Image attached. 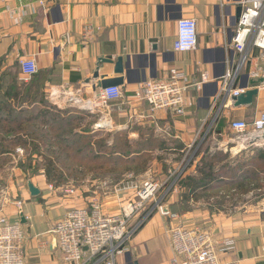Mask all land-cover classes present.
I'll list each match as a JSON object with an SVG mask.
<instances>
[{"label": "crops", "instance_id": "crops-1", "mask_svg": "<svg viewBox=\"0 0 264 264\" xmlns=\"http://www.w3.org/2000/svg\"><path fill=\"white\" fill-rule=\"evenodd\" d=\"M246 0H0V77L16 73L18 80L28 84L19 72V62L33 59L37 75H42L43 95L49 89H83L86 94L98 93L93 81L99 59L111 61L98 67L99 77H122V96L97 113L83 111L81 123L88 125L83 138L103 135L105 145L114 147L124 140L129 147L150 145L153 140L167 150H155L154 161L180 172L166 174L172 198L182 192L175 181L193 176L205 151L213 148L239 153L236 142L226 139L229 124L250 120L264 112V90L258 91L251 106L234 108L231 98L220 95L227 62L237 61L231 39L237 25L236 11ZM184 18L196 23L197 48L189 53L173 49L177 22ZM93 35L84 40L85 27ZM252 50V55H257ZM122 58L123 73L114 75L113 63ZM176 68L184 71L191 87L184 96L182 115L173 111L152 112L145 103L132 98L137 86L156 80ZM249 64L239 71L234 89L252 90L256 82L248 78ZM90 81L86 83V81ZM5 81V80H4ZM4 81L2 83L4 84ZM53 106V105H52ZM54 107V106H53ZM62 109V108H60ZM67 109V108H65ZM75 113L64 115L71 120ZM91 125H89V123ZM101 124V125H100ZM198 153L199 156H195ZM164 154V155H163ZM190 155V159L186 158ZM167 159L161 160L160 159ZM145 172L137 177H144ZM136 177V178H137ZM35 199L27 192H17L10 202L0 207V218L20 223V212L26 221L21 225L24 235V264H65L57 251L51 249V233L55 222L70 208L69 200L52 197L41 189ZM21 208H17V203ZM85 200H83V205ZM174 203L166 202L163 207ZM251 216L233 222L229 217L212 216L209 225L200 229L213 239L232 238L236 253L222 255L223 262L264 264V203L253 205ZM245 217V216H244ZM244 219V218H243ZM245 219V220H246ZM176 224L154 213L140 227L127 245V251L115 257V264H170L172 251L167 228Z\"/></svg>", "mask_w": 264, "mask_h": 264}, {"label": "built area", "instance_id": "built-area-1", "mask_svg": "<svg viewBox=\"0 0 264 264\" xmlns=\"http://www.w3.org/2000/svg\"><path fill=\"white\" fill-rule=\"evenodd\" d=\"M93 35L91 27H85L82 38ZM197 48L196 23L184 18L177 22V36L173 45L176 53H189ZM231 48L237 54L236 62H227V70L222 77L220 95L226 98L238 97L244 90L234 89L240 69L249 64L248 78L256 82L253 89L264 90V0H246L231 39ZM257 55H252V50ZM19 72L24 80L35 75L37 67L33 59L19 62ZM182 70L171 68L165 77L140 83L132 98L149 106L150 111H173L182 115L184 96L191 87L198 88ZM48 100L57 108H73L87 113H97L121 99L119 87L99 90L86 94L83 89H49ZM101 125V124H100ZM230 133L236 136L239 151L250 147H264L260 136L264 133V112L250 120H235L229 124ZM130 181H132L130 179ZM51 188V186H50ZM137 188L132 182L114 193ZM160 187L153 179H145L136 189L133 199H129L116 212L108 213L103 204L95 200L89 205L66 210L52 227L56 251L65 264H115V257L127 251V245L156 210L166 220L175 222L167 228V237L172 251L170 264H237L226 263L222 255L236 253L232 238L213 239L199 229H187L179 222V217L170 211L164 212L155 196ZM71 193L72 191H67ZM154 202L152 209H145L148 202ZM21 208V203H17ZM141 211H146L140 215ZM138 218V219H137ZM134 221V223L132 222ZM24 235L19 222L11 223L0 218V264H24ZM86 249V250H85Z\"/></svg>", "mask_w": 264, "mask_h": 264}, {"label": "rangeland", "instance_id": "rangeland-1", "mask_svg": "<svg viewBox=\"0 0 264 264\" xmlns=\"http://www.w3.org/2000/svg\"><path fill=\"white\" fill-rule=\"evenodd\" d=\"M5 88L7 89V80L4 81ZM56 110L60 108L55 107ZM71 112L75 113L70 121H65L64 113L57 114L51 118H45V122L42 123L41 119H36L35 122H30L25 125L26 130L34 131L44 137L47 141L45 145L41 146L38 154H33L28 149L23 147H16L14 151L7 154H0V207L6 202H10L12 196L17 192H27V182L30 181L40 191L41 189L47 190L52 197H59L69 200V207H80L89 205L91 202L98 200L103 204V208L106 212L112 213L118 210V206L133 199L136 189H138L145 179H153L158 183L160 189L155 196V200L160 205H164L166 202L174 203L171 207V213L176 214L179 217V222L183 227L190 229L196 228L201 231L207 221L212 219V216L229 217L233 222L247 221L251 216V210L253 205L264 203V164L258 163V161L252 160L254 153L249 152L253 149H246V154L241 155L238 161H233V153L226 152V154L219 150L217 147L210 151L220 152L219 157L213 162L216 166L223 165L222 162L225 157V164L229 167H234L242 161H246L250 158L249 163L243 166H237L233 168L229 174L226 169L220 171L222 178L227 181L222 184H214L210 191L200 195L197 201L193 202H181L180 194L174 195V198L166 192L170 190V180H167L166 174L170 171L172 176H176L180 172V167H173L164 163H156L154 157L161 155V152L155 153V150L151 149V153L140 152L134 155H129L131 151H139V148H106L103 146L105 139L103 135L94 140L93 136L87 138V140L81 138L69 137L71 133H77L83 137V130L88 133L89 126L81 123L83 119V112L65 107ZM62 108L61 110H65ZM36 110L25 111L21 115H9L0 117V121L7 124V128H13L17 122L23 124L30 118H34ZM50 120V121H49ZM10 122V123H9ZM12 122H15L13 124ZM47 122H50L48 124ZM92 122L89 123L91 125ZM6 130L0 129V138L10 141L13 139L14 132L9 134L5 133ZM65 139V140H64ZM226 139L233 142L236 141V136L229 133ZM51 143V147L48 150V144ZM91 143V146H88ZM264 148V147H263ZM240 151V152H241ZM239 152V153H240ZM164 155V154H163ZM190 155L187 156V159ZM46 158L60 159L53 166L52 176L49 183L47 182V161ZM167 159V157H165ZM159 158V161L165 160ZM168 160V159H167ZM132 162L131 165H127L126 162ZM134 161V162H133ZM83 168V169H82ZM147 169L146 176L137 177L133 173L141 172ZM263 171V172H262ZM141 174V173H139ZM143 174V173H142ZM137 177V178H136ZM239 177V180H237ZM263 178V180H262ZM130 179L132 181H130ZM132 182L137 188L129 189L125 192L114 193V190H118L122 186H127V183ZM178 180L175 181V185ZM250 184L247 187L251 190L254 186H258L262 191H249L243 193L246 188H238V185ZM51 186V188H50ZM67 191H72L68 193ZM83 200L85 204L83 205ZM154 202H148L145 209H152ZM69 209V208H68ZM156 210H152L154 214ZM146 211H141L139 216L144 215ZM245 216V217H244ZM244 218V219H243ZM247 218V219H246ZM138 219V218H137ZM246 219V220H245ZM134 223V221H132ZM202 229H200V228Z\"/></svg>", "mask_w": 264, "mask_h": 264}, {"label": "trees", "instance_id": "trees-1", "mask_svg": "<svg viewBox=\"0 0 264 264\" xmlns=\"http://www.w3.org/2000/svg\"><path fill=\"white\" fill-rule=\"evenodd\" d=\"M38 73L30 77V81L28 84H23L18 80V76L15 73H4L0 77V117H5L9 115H21L24 114L25 111H32L36 110V114H34V118L28 119L24 124L22 122H17L16 125L12 126L13 128H7L5 123L3 121H0V129L6 130V134H9L11 132H14L13 139L10 141H6L2 138H0V154H7L12 151L16 147H23L26 150H30L31 153L33 154H38L40 152L41 146L45 145L47 142L44 137H41L37 133V130L30 131L26 130L27 128H24L27 123L30 122H35L36 119H41L42 123L45 122V118H51V116H55L57 114H66L71 112V110L65 109V110H56L55 107H53L48 101L45 99L42 89V75L38 76ZM7 80V89L5 88V84L2 83V81ZM83 112V111H81ZM50 121V120H49ZM70 121V120H69ZM10 123V122H9ZM15 124V122H12ZM50 124V122H47ZM73 138H81L84 140H87V138H83L82 136H79L77 133H71L69 137ZM65 140V139H64ZM48 150L51 151L49 148L51 147V143L48 145ZM88 146H93L91 143H88ZM104 147L106 148H119V147H125V148H139L141 150L139 151H131L129 155H134L140 152L145 153H151V149H158L159 150H167L163 148V145H160L159 142H156L155 140L152 141L150 145H140V146H135V147H129L127 142L124 140H120L115 144L114 147L107 146L105 143L103 144ZM248 149H253L252 152L254 153V158L250 160L248 159L246 161H242L235 165L234 167H229L225 164V159L222 162L221 169L219 170L220 167L216 166L213 162L216 160V158L219 157L220 152H209L205 151L204 155L202 156L201 160L199 161V164L196 168V174L193 176H187L185 178L179 179L178 183L176 186L182 190L181 195H180V200L181 202H193L197 201V199L200 197L201 194L210 191L212 186L214 184H222L225 183L227 180L222 178V175L220 171H226L229 172V174L233 171V168H237V166H243L245 164L249 163V160H255L258 161V163H263L264 164V148L263 147H250ZM199 152L195 154V156L198 155ZM246 151H241L240 153L236 154L233 156V161H238L239 157L241 155L246 154ZM232 158L231 156H228V158ZM60 160V159H59ZM58 159L55 158H46L45 161H47L46 169L47 173L45 174L47 177V182L49 183L50 177L52 176V171L53 166L55 165L56 162L59 161ZM134 162V161H133ZM126 164L131 165L132 162H126ZM83 169V168H82ZM147 169L142 170L141 172H134L132 171L135 176H139L142 173H145ZM263 172V171H262ZM141 173V174H139ZM264 176V173H263ZM239 180V177L238 179ZM263 180V178H262ZM251 184V183H250ZM250 184H242L240 183L238 185V189L241 188H246V190L243 192L244 194L249 192V191H262L261 188L258 186H254L251 190H248L247 187L251 186Z\"/></svg>", "mask_w": 264, "mask_h": 264}, {"label": "water", "instance_id": "water-1", "mask_svg": "<svg viewBox=\"0 0 264 264\" xmlns=\"http://www.w3.org/2000/svg\"><path fill=\"white\" fill-rule=\"evenodd\" d=\"M241 13V7H239L236 11V21H238L239 16ZM102 64H112L111 61L99 59L97 62V69L94 72L92 76V80L95 81L100 78V81L97 82V84L93 87V90H104L108 88L113 87H119L122 85L123 79L122 77H115V78H107L105 76L99 77L98 74V67ZM113 73L114 75L121 76L123 73V67H122V58H117L116 62L113 63ZM90 81H86V83H89ZM194 83V81H193ZM258 91L256 89L245 91L244 93L240 94L238 97H231V102L233 103L234 108L238 107H246L251 106L253 104L254 98L257 96ZM260 140H264V133L261 134ZM27 191L29 193V196L33 199L39 197L41 195V192L38 188H36L30 181L27 182ZM164 212H168V207L163 208ZM20 218V224L25 225L26 221L23 217L22 212H20L19 215ZM51 249L54 251L56 250V242L55 240L52 241ZM86 250V249H85Z\"/></svg>", "mask_w": 264, "mask_h": 264}]
</instances>
